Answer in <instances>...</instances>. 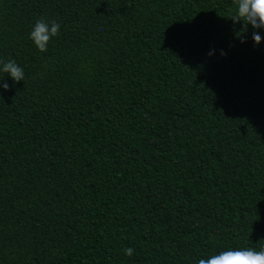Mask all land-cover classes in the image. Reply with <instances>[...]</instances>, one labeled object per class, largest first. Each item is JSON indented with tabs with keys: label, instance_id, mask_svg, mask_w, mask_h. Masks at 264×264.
I'll return each instance as SVG.
<instances>
[{
	"label": "trees",
	"instance_id": "obj_1",
	"mask_svg": "<svg viewBox=\"0 0 264 264\" xmlns=\"http://www.w3.org/2000/svg\"><path fill=\"white\" fill-rule=\"evenodd\" d=\"M233 7L0 0V59L25 72L0 81V264L264 247V39L235 38ZM40 18L61 26L45 52Z\"/></svg>",
	"mask_w": 264,
	"mask_h": 264
},
{
	"label": "clouds",
	"instance_id": "obj_2",
	"mask_svg": "<svg viewBox=\"0 0 264 264\" xmlns=\"http://www.w3.org/2000/svg\"><path fill=\"white\" fill-rule=\"evenodd\" d=\"M228 18L234 25H239L234 30V35L240 43L250 38L256 46L264 39V0H234V7ZM60 27V23L55 20L40 18L30 26L27 38L38 52H45L50 39L59 34ZM249 29H251L250 33ZM206 55L212 56L213 49L210 48ZM220 55L226 53L221 49ZM5 76L15 85L24 81L25 72L14 59H0V81H3ZM0 88L7 91L9 84L0 82ZM122 251L125 256H132L134 249L126 247ZM196 264H264V247L224 248L200 257Z\"/></svg>",
	"mask_w": 264,
	"mask_h": 264
}]
</instances>
